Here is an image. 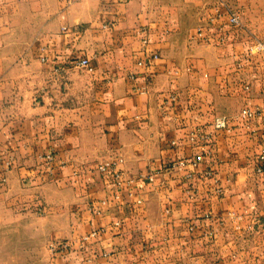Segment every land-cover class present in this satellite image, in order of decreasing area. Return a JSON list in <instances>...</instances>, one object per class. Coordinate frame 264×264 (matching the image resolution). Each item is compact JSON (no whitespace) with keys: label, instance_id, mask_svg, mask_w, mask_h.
I'll return each instance as SVG.
<instances>
[{"label":"crops","instance_id":"obj_1","mask_svg":"<svg viewBox=\"0 0 264 264\" xmlns=\"http://www.w3.org/2000/svg\"><path fill=\"white\" fill-rule=\"evenodd\" d=\"M231 7L0 0V227L34 218L33 264H264L262 36Z\"/></svg>","mask_w":264,"mask_h":264},{"label":"rangeland","instance_id":"obj_2","mask_svg":"<svg viewBox=\"0 0 264 264\" xmlns=\"http://www.w3.org/2000/svg\"><path fill=\"white\" fill-rule=\"evenodd\" d=\"M226 1L232 4L233 7L231 8L237 11L241 18H244L245 22L255 30L256 35L260 34L262 36L256 40L264 41V0ZM14 26L18 29L19 24L15 23ZM17 42L18 40H12V44H15L14 46H17ZM251 44H249V47ZM256 55L262 56V53ZM19 91L26 93L20 87H12L9 94L15 96L20 94ZM34 223V218L24 216L12 224L0 227V264H33L45 252L44 249L46 248L40 246L45 242V233L31 229L30 226H34Z\"/></svg>","mask_w":264,"mask_h":264},{"label":"built area","instance_id":"obj_3","mask_svg":"<svg viewBox=\"0 0 264 264\" xmlns=\"http://www.w3.org/2000/svg\"><path fill=\"white\" fill-rule=\"evenodd\" d=\"M228 19H229L230 24H232V25H234L236 27H242L243 26V21H242L241 15L235 10H230ZM260 53L264 54V41L256 40L249 47L247 55H246V60H250L253 55L260 54ZM78 64H80L82 66H89V59L88 58H82L81 60L78 61ZM258 113H259L258 109H252V108H249V107H245L241 111V115L246 121L253 119L254 117H256V115ZM214 126H215V129L226 127L227 126L226 118L225 117L216 118ZM196 136L201 137V138H207L209 135L203 133L198 128L197 130L192 132L190 138L192 140H194V138ZM48 158H51V156H48ZM115 165H116V162L107 161V162H104V163L100 164L99 165V169L102 170V171H105V170H109V169L115 168ZM91 235H95V232H92ZM68 247H69V244L64 242L60 246V250H65ZM51 248L55 249L54 246H51Z\"/></svg>","mask_w":264,"mask_h":264}]
</instances>
